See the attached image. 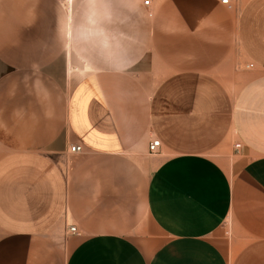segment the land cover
<instances>
[{
  "label": "crops",
  "instance_id": "obj_1",
  "mask_svg": "<svg viewBox=\"0 0 264 264\" xmlns=\"http://www.w3.org/2000/svg\"><path fill=\"white\" fill-rule=\"evenodd\" d=\"M247 238L264 0H0V264H240Z\"/></svg>",
  "mask_w": 264,
  "mask_h": 264
},
{
  "label": "rangeland",
  "instance_id": "obj_2",
  "mask_svg": "<svg viewBox=\"0 0 264 264\" xmlns=\"http://www.w3.org/2000/svg\"><path fill=\"white\" fill-rule=\"evenodd\" d=\"M252 239L247 238L246 242L250 240L251 244L241 247L242 250L237 256L240 264H264V238Z\"/></svg>",
  "mask_w": 264,
  "mask_h": 264
},
{
  "label": "built area",
  "instance_id": "obj_3",
  "mask_svg": "<svg viewBox=\"0 0 264 264\" xmlns=\"http://www.w3.org/2000/svg\"><path fill=\"white\" fill-rule=\"evenodd\" d=\"M231 1L232 0H221V3L226 5L227 7H230L231 6ZM149 2H150V0H143V4L144 5H148ZM159 147H160L159 139L154 138L148 143V152L150 154L158 153ZM239 147H240L239 143H236L234 145L235 149H238ZM80 150H81V147L79 145H73L72 147H70V152H75V151L77 152V151H80ZM68 229H69L70 233H76L77 232L76 231V227L73 226V225H70Z\"/></svg>",
  "mask_w": 264,
  "mask_h": 264
}]
</instances>
